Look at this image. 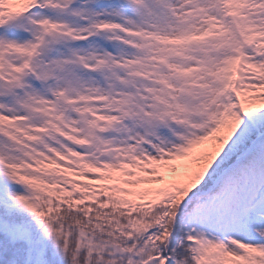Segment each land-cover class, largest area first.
<instances>
[{
	"label": "snow or ice",
	"instance_id": "6c2138e0",
	"mask_svg": "<svg viewBox=\"0 0 264 264\" xmlns=\"http://www.w3.org/2000/svg\"><path fill=\"white\" fill-rule=\"evenodd\" d=\"M0 264H264V0H0Z\"/></svg>",
	"mask_w": 264,
	"mask_h": 264
}]
</instances>
